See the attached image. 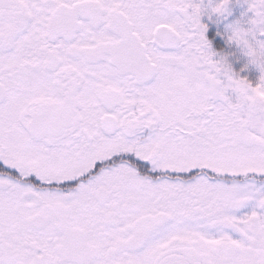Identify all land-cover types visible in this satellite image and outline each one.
Wrapping results in <instances>:
<instances>
[{"label":"snow or ice","instance_id":"6c2138e0","mask_svg":"<svg viewBox=\"0 0 264 264\" xmlns=\"http://www.w3.org/2000/svg\"><path fill=\"white\" fill-rule=\"evenodd\" d=\"M202 2L0 0V264H264V0L255 84Z\"/></svg>","mask_w":264,"mask_h":264},{"label":"rangeland","instance_id":"374dc122","mask_svg":"<svg viewBox=\"0 0 264 264\" xmlns=\"http://www.w3.org/2000/svg\"><path fill=\"white\" fill-rule=\"evenodd\" d=\"M215 2L216 0H212L213 4ZM208 4L209 0H203L202 7L204 8V12L201 15V23L205 24L206 27H215L217 32L223 36L225 42L231 47V52L234 53V57H238V59L242 61L243 69L241 72L243 73L245 71L247 74H250L251 77L244 76L241 72L236 73L255 84L260 74L258 67L251 63L250 58L246 54V50L241 45L237 44L234 40L230 41L228 39L231 35L233 26L238 25L245 30L251 27L250 19L252 18L253 13L249 10L248 0H228L225 11L220 14L212 13ZM257 38L264 37L257 34Z\"/></svg>","mask_w":264,"mask_h":264},{"label":"trees","instance_id":"16d2710c","mask_svg":"<svg viewBox=\"0 0 264 264\" xmlns=\"http://www.w3.org/2000/svg\"><path fill=\"white\" fill-rule=\"evenodd\" d=\"M205 36L210 41V46L215 53L214 59H222L234 72H241L243 69V63L238 57H234V53L231 52V47L228 43L225 42L223 36L215 27L207 26L205 29ZM244 76L251 77L250 74H247L245 71L242 73Z\"/></svg>","mask_w":264,"mask_h":264}]
</instances>
